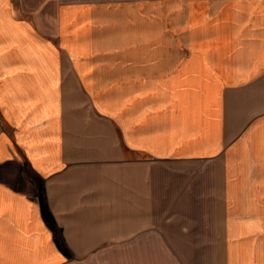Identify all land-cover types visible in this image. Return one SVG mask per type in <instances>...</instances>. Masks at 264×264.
Instances as JSON below:
<instances>
[{"label":"crops","instance_id":"1","mask_svg":"<svg viewBox=\"0 0 264 264\" xmlns=\"http://www.w3.org/2000/svg\"><path fill=\"white\" fill-rule=\"evenodd\" d=\"M19 1L0 264H264V0Z\"/></svg>","mask_w":264,"mask_h":264},{"label":"rangeland","instance_id":"2","mask_svg":"<svg viewBox=\"0 0 264 264\" xmlns=\"http://www.w3.org/2000/svg\"><path fill=\"white\" fill-rule=\"evenodd\" d=\"M13 13H14V17L16 19H29L31 14H33L34 12V8H30L29 6H20L19 3L20 1L19 0H13ZM34 25V24H32ZM39 26H43L44 27V24H38L37 27Z\"/></svg>","mask_w":264,"mask_h":264}]
</instances>
